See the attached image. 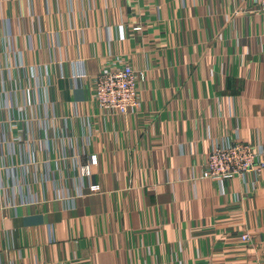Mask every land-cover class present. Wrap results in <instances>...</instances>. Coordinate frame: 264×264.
<instances>
[{
  "label": "crops",
  "instance_id": "1",
  "mask_svg": "<svg viewBox=\"0 0 264 264\" xmlns=\"http://www.w3.org/2000/svg\"><path fill=\"white\" fill-rule=\"evenodd\" d=\"M123 64L116 116L91 81ZM224 138L264 150L253 0H0V264H257L264 176L200 175Z\"/></svg>",
  "mask_w": 264,
  "mask_h": 264
},
{
  "label": "built area",
  "instance_id": "2",
  "mask_svg": "<svg viewBox=\"0 0 264 264\" xmlns=\"http://www.w3.org/2000/svg\"><path fill=\"white\" fill-rule=\"evenodd\" d=\"M253 1L258 10L264 11V0ZM133 29L141 31L142 27L138 25ZM76 77L84 79L86 74L79 72ZM144 80V74L134 70L129 64L105 68L91 81L92 96L100 110L122 116L140 107V85ZM263 154L264 150L258 145L243 142L238 138H224L210 146L201 178L215 180L220 186L241 179L254 188L264 176ZM91 161L95 162V158H91ZM82 172L89 174V167L84 166ZM240 239L249 243L251 235L242 233ZM257 264H264V259L259 260Z\"/></svg>",
  "mask_w": 264,
  "mask_h": 264
}]
</instances>
